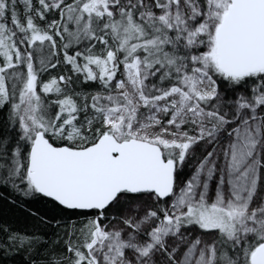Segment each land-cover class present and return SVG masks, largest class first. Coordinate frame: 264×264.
<instances>
[{
	"label": "snow or ice",
	"instance_id": "6c2138e0",
	"mask_svg": "<svg viewBox=\"0 0 264 264\" xmlns=\"http://www.w3.org/2000/svg\"><path fill=\"white\" fill-rule=\"evenodd\" d=\"M0 264H264V0H0Z\"/></svg>",
	"mask_w": 264,
	"mask_h": 264
}]
</instances>
